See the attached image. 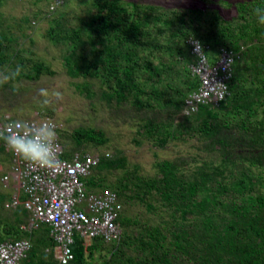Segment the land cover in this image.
Here are the masks:
<instances>
[{
    "label": "trees",
    "instance_id": "trees-1",
    "mask_svg": "<svg viewBox=\"0 0 264 264\" xmlns=\"http://www.w3.org/2000/svg\"><path fill=\"white\" fill-rule=\"evenodd\" d=\"M258 6L261 0L240 1L235 5L237 15L230 20H222L214 11L202 29L200 24L191 28L185 19L187 12L192 18L200 17L201 9L91 0L86 19L78 18L79 22L72 25L62 16L47 28V38L64 45L65 72L80 78L75 88L81 95L92 97L90 80L95 79L102 86L104 100L116 105L127 103L138 111L157 108L160 114L165 109L167 114L179 111L197 79L186 67L189 55L184 60L188 91L169 96L163 80L174 63L169 65L157 57L159 51L180 54L179 49L187 47L186 38L195 37L191 32L196 28L201 39L195 38L207 45L205 52L210 59L216 57L220 46L239 51L228 83L229 94L217 108L201 105L193 115V132L217 147L220 161L203 162L190 173H182L176 159H161L155 163L156 175L143 177L136 173V166L132 171L127 169L122 154L100 159L85 178L88 189L111 188L121 203L134 200L148 205L145 197L152 196L161 202L167 217L159 214L156 223L144 224L124 215L122 207L120 240L113 244L93 239L85 247L76 235L69 264H94L89 258L98 244L109 254L102 264L120 260L119 255L125 264H264V192L255 191L260 181L248 173L251 167L264 165V25L258 24L254 15ZM14 43L10 33L0 30V66L15 61L26 69L20 76L31 80L43 73L53 74L43 61L21 56ZM189 117L184 119L189 121ZM164 123L159 116L143 118L138 126L143 132L137 130V134L163 141L162 137H174L185 126L180 123L168 130ZM60 140L62 156L69 157L86 145L105 143L107 137L100 129L77 126L62 133ZM116 168H122L124 174L113 181L103 182L94 176L97 171ZM238 168L240 172L234 171ZM131 225L133 230H123ZM5 228L3 232L10 234ZM11 230L10 237L21 236L19 225L11 226ZM35 231L45 238L35 239ZM30 234L33 243L22 264H58L48 230L34 229ZM127 251L131 253L127 255Z\"/></svg>",
    "mask_w": 264,
    "mask_h": 264
},
{
    "label": "rangeland",
    "instance_id": "rangeland-1",
    "mask_svg": "<svg viewBox=\"0 0 264 264\" xmlns=\"http://www.w3.org/2000/svg\"><path fill=\"white\" fill-rule=\"evenodd\" d=\"M50 0H0V30L10 33L14 39L15 49L20 50V55L25 58L38 59L47 64L53 74H41L36 80L23 78L20 69L17 75L11 73L18 67L16 62L0 66V116L8 113L13 118H30L35 114H49L61 124L60 139L62 133H69L74 127L84 126L100 129L107 137V141L100 145H86L83 151L108 152L114 156L122 154L126 158L127 169L132 171L136 166V173L143 177L156 175L155 163L161 159H176L182 173H190L196 167L206 163L216 164L220 161V153L217 147L210 146L209 139L193 132L192 126L196 124L193 115H184L182 107L179 111L167 114V110H135L129 104L116 105L108 102L100 94L102 86L98 80H90L93 84L92 97L81 95L75 88L80 78H72L66 74L63 66L62 54L64 45L51 42L45 32L48 27L54 25V20L64 16L67 24H76L80 18L86 19L89 15L91 0H65L51 13L48 12ZM122 3L137 2L140 4H153L164 8L201 9L203 14L198 18H192L191 13L185 15V19L191 28L200 24L206 28L205 20L210 19L211 14L217 11L223 20H230L237 15L235 5L245 0H120ZM79 18V19H78ZM62 19V18H61ZM193 19V21H192ZM200 22V23H199ZM191 30V29H190ZM194 31H198L194 32ZM197 33V34H196ZM198 28L192 30L191 35L200 37ZM199 35V36H198ZM207 47V45H205ZM208 51L211 52L208 46ZM241 49L243 47L241 46ZM180 54L173 50H161L156 55L167 64L174 63L173 69L165 75L164 84L168 86V95L176 91L186 93L188 91L185 81L186 70L184 60L190 54L186 46L179 49ZM180 57H183L180 59ZM30 64V63H29ZM27 64V66H29ZM176 69V70H174ZM249 71L247 70V73ZM247 73L245 79L247 78ZM246 80H249L246 79ZM245 80V83L248 81ZM165 86V87H166ZM43 90V93L42 91ZM229 94V92H228ZM47 103H44V101ZM219 111V110H218ZM221 112V111H220ZM218 112V116L220 115ZM159 113V115H158ZM158 117L165 124L166 129L172 130L177 124L185 123L173 136L163 141L145 137L143 133L137 134L138 127L143 118ZM190 116V117H189ZM189 117V121L184 118ZM143 132V131H142ZM7 155L0 151V163ZM234 171L240 172V168ZM248 173L254 174L260 181L255 184L256 189L264 192V165L251 167ZM124 174L122 168L101 170L94 173L96 179L110 182ZM2 173L0 172V176ZM97 189V188H96ZM6 189L0 182V239L5 234L3 229L8 228L11 233L12 211L3 206L5 199L2 194ZM148 207L139 201L122 202L123 214L131 219L144 224L156 223L159 214L166 216L163 205L152 196L145 197ZM5 228V229H6ZM131 231L133 226L123 227V230ZM90 245V244H89ZM97 245L93 257L89 260L94 264H102L109 254L106 249ZM46 251H49L46 250ZM53 253V252H52ZM131 252L127 251L129 255ZM120 260L111 264H125V258L119 255Z\"/></svg>",
    "mask_w": 264,
    "mask_h": 264
},
{
    "label": "built area",
    "instance_id": "built-area-1",
    "mask_svg": "<svg viewBox=\"0 0 264 264\" xmlns=\"http://www.w3.org/2000/svg\"><path fill=\"white\" fill-rule=\"evenodd\" d=\"M65 0H50L48 12L61 6ZM191 59L187 62L191 75L197 79L196 86L183 98L182 113L191 115L201 105L217 108L228 95V83L232 78V66L239 51L220 46L216 57L210 59L205 45L195 37L185 40ZM199 43V52L196 43ZM16 121L31 124L47 122L57 133L55 141L56 168H39L29 165L17 154L5 149L9 154V168L0 176L2 187H10L9 198L4 207L21 206L28 212L27 221L19 229L27 234L41 225L48 228L53 241L52 252L58 264H69L73 259L72 245L76 235L87 247L93 239L105 243H117L122 234L118 221L122 203L111 188L90 190L85 178L103 157L110 153L96 151H73L64 157L59 131L61 124L49 114H35L30 118H13L8 113L0 116V133H7ZM2 141V140H1ZM31 247L30 236L5 237L0 240V264H22Z\"/></svg>",
    "mask_w": 264,
    "mask_h": 264
},
{
    "label": "clouds",
    "instance_id": "clouds-1",
    "mask_svg": "<svg viewBox=\"0 0 264 264\" xmlns=\"http://www.w3.org/2000/svg\"><path fill=\"white\" fill-rule=\"evenodd\" d=\"M254 15L257 23L264 25V0H261V6L254 9ZM199 48L200 46L197 42L196 50L198 52ZM201 53L202 52H199V55H201ZM19 71L20 69L17 67L11 74L17 75ZM41 91L43 93V90ZM44 103H47V101L45 100ZM56 136L57 133L54 126L47 122H41L37 125L26 121H16L8 128L6 134L0 133V140L6 144L10 151L17 154L29 165L39 168L54 169L57 167L55 154ZM21 232L25 233L23 231ZM27 235L30 236V234ZM10 236L11 235L4 236L3 238Z\"/></svg>",
    "mask_w": 264,
    "mask_h": 264
},
{
    "label": "crops",
    "instance_id": "crops-1",
    "mask_svg": "<svg viewBox=\"0 0 264 264\" xmlns=\"http://www.w3.org/2000/svg\"><path fill=\"white\" fill-rule=\"evenodd\" d=\"M244 86H246V85H244ZM255 86L256 85H252V87L253 88H255ZM0 151L1 152H5L6 153V155H7V157L6 158H2V160H1V163H0V172L1 173H4L5 171H7V169L9 168V163H10V160H9V154H8V152L6 151V149H5V146H4V143H3V141H1L0 140ZM6 190L4 191V193L2 194V196H3V198L5 199V201L9 198V195H10V191H11V186L10 187H6L5 188ZM9 209H11V211H12V215H11V217H12V224L14 225V224H17V225H20L21 223H24L26 220H27V217H28V213H27V211L25 210V209H23L22 207H16V208H9ZM16 225V226H17ZM42 228H45V229H47L48 230V228L45 226V225H41V226H39L38 228H36L35 230H38V229H42ZM35 235H34V238L36 239H38V240H41L42 239V237L43 238H45V236H40V234H38V232H36L35 231ZM11 234V233H10ZM27 234H25V233H21V236H26ZM48 235H49V233H48ZM47 235V236H48ZM20 236V237H21ZM46 236V237H47ZM33 237V236H32ZM41 237V238H40ZM33 238H31V234H30V242H31V245H32V243H33ZM47 248H45V250H46Z\"/></svg>",
    "mask_w": 264,
    "mask_h": 264
}]
</instances>
